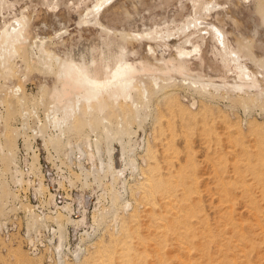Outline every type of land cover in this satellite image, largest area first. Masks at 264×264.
<instances>
[{"label": "rangeland", "instance_id": "1", "mask_svg": "<svg viewBox=\"0 0 264 264\" xmlns=\"http://www.w3.org/2000/svg\"><path fill=\"white\" fill-rule=\"evenodd\" d=\"M10 1L15 2V6H10L13 9H9L7 6L4 7L5 10L0 9V30L5 21L12 19L15 14L24 13L29 18L31 37L34 39L37 37L46 38L48 50L56 56L63 57L79 41L91 40L100 35L99 27L81 23L87 9L85 6L92 7L95 0H83L79 7L61 4L54 10L43 4L33 5L32 3L39 4L36 3L37 0ZM220 4H222V8H219V11H213L210 18L211 23L224 29L231 45L247 56L248 67L259 78L264 91V0H220ZM32 5L33 7H31ZM183 5L186 6L182 12ZM191 10V2L189 3L188 0H115L101 13L100 21L112 32L115 40L123 42L131 61L151 63L162 69L163 65L157 64L153 53L150 52V48L157 49L156 42L144 39L143 33L150 27L159 28L165 21L171 22L179 19L181 14L188 15ZM176 42L177 40L174 38L170 41V45L175 46ZM211 50V44H209L208 59L214 60ZM157 55L156 58L159 61L161 58L159 50H157ZM173 56L175 57V51L167 49L164 57L169 59ZM12 62L15 66L22 64L20 58ZM192 69H194L193 77L184 79L182 76L174 75L173 81L168 80L164 83L167 86L164 90L166 92L162 90L160 93L157 92L150 99L149 104L140 108L138 115L132 116L131 126L129 125L128 129L133 140V157L131 162L130 160L123 162V166L128 169L120 176L122 178H118V182L110 184L113 189L108 185L111 175L108 172L105 176L104 173L107 172L100 165V159L107 161L108 155H106L107 141L104 134L100 133L102 128L99 118L96 119L99 121H97L98 123L95 121L96 127L100 123L98 126L100 128L97 127L100 130H98L99 135L96 136L95 133L91 135L92 149L85 147L87 152L92 151L95 154L96 159L92 160L88 158L87 154H82L80 157V153L77 152V144L81 139L85 142L86 131L89 132V129H86V134L84 131L83 133L78 132V134L77 132L69 133V137L71 136L69 139L73 146L69 148L67 145L59 152H55L56 150L54 151L51 146L46 149L44 141L41 137L35 136L33 129L26 130L28 135H33L31 140L39 160L42 163L47 160L46 165L52 167L53 163L47 157H55L56 163L61 165V169L65 171L64 175L75 181L74 185H70L66 178L64 188L60 189L61 195L67 192H76L77 188L75 189L73 186L80 187L83 182V174H88L91 175L88 177L92 185L90 188L93 186L97 189L102 187L98 192L104 191L102 197H105L101 198L99 202L96 223L93 222L92 213L89 215L91 226L86 228V232L83 228L79 233L73 235L70 232L71 225L66 224L67 220L64 219L67 212L62 211L64 217L61 222L62 224L64 222L65 237L62 241L64 243L58 248L60 230H58L59 226L55 220L56 208L48 202V192L45 193L47 195H38V197L32 192L29 202L27 197L23 198V195L24 192L30 193L32 189L26 184L19 185L15 190L19 196L13 198L16 201L10 199V202L0 209V264H18L19 261L17 262L16 257L19 255L25 258L24 262L21 260L22 263L19 264H90L98 259L101 261L113 259V264H119L121 261L119 258L123 256L121 255L122 247L125 246H128L130 256L132 255L131 257H134L133 259L138 264H156V260L159 261V259H161V264L164 262V264H183L184 259L185 262L190 260L189 264H202V262L203 264H264V98L260 99L262 101L260 105L245 108L232 100L233 98L225 97L224 93L211 96L202 92L201 88L182 86L181 83L200 80L199 76H202L204 80H210L209 75L216 83H221V79L218 78L221 76L217 77L218 72H212V68L208 69V66L195 64ZM20 70L18 69L15 76L11 75L12 78L9 77L10 85L21 86L26 96H33L37 99L44 98L46 104H49L47 93L56 84L54 75L43 72L39 66L27 70L23 65ZM231 75L229 74L226 79L229 82L233 80ZM161 86L158 85L156 90L159 91L158 87L161 89ZM163 99L167 100V104H164ZM168 102L173 104L170 105ZM39 106L40 118L44 120L45 107ZM14 115H9L6 120L7 125H11L9 131L18 130L17 134H14V139L16 141L18 139V157L20 167L24 170L21 165L25 164L26 169L28 168L26 162L32 160L30 158L32 151L26 150L23 137H18L22 123L20 116L17 113ZM32 117L28 122L31 127H34L38 124V119L36 115ZM42 131L50 133L51 129L43 126ZM95 139L99 140L100 153L95 149ZM183 140L186 141V145H183ZM112 142H114L112 145L115 144L113 146L117 147L115 151L119 152L120 144L115 139ZM167 145L170 149L165 147ZM173 146L175 150L178 148L179 151L173 152ZM186 148L192 154L188 153ZM70 150L73 152L69 153ZM183 151L190 155L188 158L186 154L185 161H183L185 157ZM168 152L173 158L175 156V161L172 159L173 164L168 158H166L168 160H164L165 155L168 157ZM162 155L163 157H161ZM177 156L179 157L178 161ZM178 162L181 165L177 164ZM130 164H133V167H130ZM174 164L180 167L177 168ZM181 167L182 169H179ZM53 171L56 172V169ZM98 172H101L99 176L103 178V182L99 178ZM94 176H97L98 181L102 182L101 185L98 181L95 183ZM9 177L8 175V180ZM157 179L158 182L160 181L159 183L165 184L162 185L163 189L160 191L158 189L155 191L154 184ZM183 180L184 182H182ZM13 185H15L13 182L10 183L11 189ZM163 190L164 192H162ZM158 192H162V194ZM165 192L170 193L166 194ZM175 193H179L182 197L179 194L177 197ZM172 194L175 195L173 199L171 198L174 196ZM185 194H188L189 197ZM163 196H167L166 199ZM59 198L60 196L58 201ZM182 198L187 200L184 201ZM24 201H28L31 205L23 207ZM154 205L156 207L153 208ZM87 206L89 205L85 204L86 209L90 210V207ZM168 207L171 208L168 209ZM33 208L34 211H32ZM174 212H177L178 215ZM165 214L166 217H164ZM161 216L164 221H160ZM176 219L179 221L177 222ZM156 222H159L158 225L161 223L163 228L166 227V224L176 223L172 225V227L176 225V227L174 226L176 229L170 225L166 227L167 229L170 226L168 228L169 235L161 236L164 238L162 241L164 244L158 241L161 245L155 243L156 239L163 240L156 235L155 229L158 226ZM189 223L191 224L189 225ZM184 225L188 226L184 228ZM178 227L189 232L187 235H190L191 241L189 239V243H187L188 241L183 242L191 248L189 252L191 254L188 253L191 255L190 259L188 255V258L186 257V252L182 249L181 239L184 240V238L180 237L181 239H179V236H177L178 238L175 236L180 232ZM183 229L182 234L180 232L179 235L186 234ZM188 229H192V231H188ZM154 236L157 238L155 239ZM166 238L167 243L165 242ZM82 241L83 243H81ZM153 245H157V247L165 245L162 246L163 249L165 248L164 252H160L161 247L155 248L159 249L155 251L157 254L160 253L157 256L161 255L163 258L165 255L163 260L161 257L156 258ZM178 245L180 250H178Z\"/></svg>", "mask_w": 264, "mask_h": 264}, {"label": "bare ground", "instance_id": "2", "mask_svg": "<svg viewBox=\"0 0 264 264\" xmlns=\"http://www.w3.org/2000/svg\"><path fill=\"white\" fill-rule=\"evenodd\" d=\"M188 1L189 3L191 2V7H192V10L188 13V15L181 14L179 15L180 16L179 19H175L171 22L165 21L162 24V26H160L159 28L153 29L150 27L146 29V31L143 33L144 39L146 38L147 40L149 39L151 41L156 42L157 49L154 50L150 48V52L153 53L152 55L155 57L154 58L155 62H157V64L163 65L162 69L158 68L157 65H153L151 63L131 61V59L129 58V54L125 48V45L122 44L123 42H119L115 40L113 38L112 32L101 23L100 21L101 13L109 5L114 3L115 0H95L92 7L89 8L85 6L87 9H86L84 18H82L81 23H86V25L91 24L95 27H99L100 35L97 38H94L91 40L86 39L83 41H79L76 45L73 46L71 51L67 52L63 57L56 56L54 53L48 50L47 48L48 41H46V38L37 37V39H34L31 37V33L29 30V27H30L29 18L28 16L24 15V13L20 15L15 14L12 19L7 20L3 23V26L0 30V209H3V207H5L10 202V199H12L13 201H16L13 198H18L19 196L15 192V190L17 189L19 185L21 186H24V184H26V186L28 185L29 188L32 189L30 190V192L31 193L34 192L37 195V197L38 195L42 196L43 194L48 192V195H49L48 202L51 205L53 204L55 206L54 208H56L55 209L56 211L54 212L56 213L55 220L57 221L58 226H59L58 230H60V237H59L60 241L57 244L58 248L64 243V242L62 243V241L65 237L64 236L65 230H63L65 227L63 225L64 222L63 224L61 222L63 221V217H64L62 211L67 212V214H65L66 218L64 219L67 220L66 224L71 225L70 232L73 233V235H76L77 233H79V231L83 228L85 229V232H86L87 230L86 228L91 226V221H90L91 218L89 216L91 213H92L93 222L95 223L97 222L96 211L99 208L98 206H99V202L101 198L103 199L105 197V196L102 197L104 194L103 193L104 191L102 193L98 192V190L101 189L102 187L99 189L95 188L94 186L90 188V186L92 185L88 177L89 176L91 177V175L83 174L84 176H83V182L81 186L80 187L78 185L76 187L73 186V188L75 189L77 188V191L75 190L76 192H71V193L67 192L64 195H61L60 189L64 188L65 179L68 177L64 175L65 171L61 169V165L59 166L56 163L55 157H50V156L47 157L52 161L53 163L52 167H48L46 165L47 160L45 161V163L44 162L42 163L39 160V156L36 154V149H34V145L31 140V137H33V135L30 136L27 134L28 128L33 129L32 131H34L33 133H35V136H39L42 138L46 149H48L51 146L52 149H54V151L56 150L55 152L61 151L67 145H69L68 146L69 148L70 146H73L71 145L72 143L69 139L71 137V136L69 137V133L72 132L74 134L77 132L78 134V132L83 133V131L85 133L86 129H89V132L86 131L87 135L85 136V142H83V139H81L80 143L77 144V149H78L77 152L80 153V157L82 154H87L88 158L92 160L93 158H95L94 157L95 154L92 153V151L87 152L85 150V147L86 148L88 147V149H92L93 146H92L91 135L93 133H95L96 136L99 135V132H98L99 129H97V127L100 125V123L97 127L95 124L96 119L99 118L101 122L100 127L102 128V131L100 133L104 134L103 136H105V140L107 141L106 142L107 143L106 155H108L107 161L100 159L101 161L100 165H101V168H103V170L107 172V173H104L105 176H107L108 172L111 175L110 177L111 180L109 181V184H108L110 187V184L112 185V183H115L118 180V178H122L120 176H122L124 172L127 171L128 168L126 169L125 166H123V162H125L126 160L127 161L130 160L131 162V158L133 157L132 156L133 155L132 153L133 151L132 141L133 140L131 139V134L128 129V126L129 125L131 126L130 122L132 121L131 120L132 116L138 115L137 113L139 112L140 108L143 105L149 104L150 99H152V97H154L157 94V92L160 93L166 90L165 88L167 86L164 83L168 80L173 81L174 75L182 76L185 79L193 75L194 69H192V67L195 64L203 65V66L205 65V66H208V69L212 68V72L213 71L218 72L217 77L221 76V77H218L221 79L220 80L221 83L219 84L216 83L209 75L208 78H210V80H204L202 79V76H199L200 80L193 81V82H186L183 84L181 83V85L190 86L191 88L192 87H195L198 89L201 88L202 92H204L207 95H211V96H218L220 93H224L226 95L225 97L233 98L232 100H235V102L240 103L245 108H249L250 106H253V105L257 106L261 104L260 102H262L261 100L264 98L263 86L259 82L258 80L259 78L250 71L248 67L247 56L243 52L235 49V47L231 45L228 35L224 29L211 23L210 18L212 14L214 13L213 11L215 10L219 11L218 9L222 8V4H220V0H188ZM37 2L39 4H34V3L32 4L33 5L43 4L44 6H47L48 8H51L52 10H54L60 7L61 4L63 5L65 4L69 7L71 6L73 7L74 5L76 7H79L82 4L83 0H76V1L75 0L74 1L73 0L72 1L71 0H37L36 3ZM14 3L15 2H12L10 0H1L0 9L3 10L5 6H7L9 9H13V8H10V6L13 7ZM33 5L31 7H33ZM185 6L186 5L182 6V9H181L182 12L183 10H185ZM9 9H6V10H9ZM137 36L143 37L142 35H137ZM174 38L177 40L176 45L171 46L170 41L173 40ZM209 44H211V49H212L211 55L214 56V60L208 59L207 49L209 47ZM167 49L174 50L175 57L173 56L169 59H166L164 55ZM157 50H159V52L161 53V58L159 61L156 58L158 56ZM17 58H20V60L22 61L21 66L13 65L12 61L16 60ZM23 65L24 67H26L27 70L29 68L31 69V67L39 66L43 72H47L49 74L52 73L54 75L56 79V84L54 87H52L50 92L47 93V96L49 98V104H46V101L44 98L37 99L35 97L33 98V96H26L21 86H18V85L11 86L10 85L9 77L11 75L15 76L18 69L20 70V68L21 69L23 68ZM158 72H160L159 73L160 75L158 74ZM229 74H232L231 76H233L232 82H229L228 80H226L229 77L228 76ZM158 85L159 86L163 85L161 86V89H159L158 87L159 91L156 90L157 89L156 87ZM163 100H164V104L165 103L167 104V100L166 101L165 99ZM169 101L171 102L172 100H169ZM39 105H43L42 106L43 108L45 107L46 111H45L44 120L40 118V115H39L40 112H38V107H40ZM16 113L17 115L20 116L21 123H22V128L21 129L19 128L18 137H23L26 150L32 151V156L30 157L32 160L29 162H26L27 167H28L27 170L25 169L23 170L22 167H20V161L18 157L19 146L17 145L18 139L17 141L14 139V134L16 135L18 130L16 129L14 132L9 131V126L11 125H7L8 123L6 120L9 115H14V114L16 115ZM33 115L34 116L36 115L38 119L37 120L38 124L34 125V127L36 128L31 127L29 125L30 122H28L30 117H32ZM126 122L128 123V125L126 124ZM43 126L45 127L47 126L48 129L50 128L51 129L50 133L43 132L42 131ZM52 133L54 134L52 135ZM79 135L82 136L84 134H79ZM114 139L117 140V142L121 146V149L120 150L118 149L119 152L115 151V149L117 148L113 146L115 144L112 145V143L115 142V141L112 142ZM185 142L186 141H184L183 145L184 144L186 145ZM94 143L96 145L95 149L97 150L98 153H100L101 147L99 144V140L95 139ZM174 146L176 147L177 145H174ZM174 146H173V149H174ZM165 147H168V145ZM168 148L167 150L170 152L169 150L170 148L169 149ZM177 149L176 150L174 149L172 151L173 152L179 151ZM182 149H184V147ZM71 151L72 150H70L69 153H71ZM187 152L192 154L188 149H187ZM27 153L29 155V152ZM188 153L185 152V157L183 161H185V158L189 155ZM167 156L168 157H166L165 155L164 160L170 159V161L173 164V161H175V156L174 158L172 157L173 153H172V156L170 154ZM161 157H163V155ZM172 159L174 160L172 161ZM178 160H179V157L177 161ZM79 164H80V161H79ZM168 164H169V161H168ZM177 164H179V162ZM132 165L130 167H133ZM179 165L177 166L175 165V166L178 168ZM55 169H56V172L53 171ZM179 169H182V167ZM82 171H85V170H82ZM46 173H47L48 179L46 178ZM153 173L154 172L152 171V174ZM100 174L101 172H98V176ZM8 175L10 176L9 180H8ZM97 178H98L97 176H94L95 183L98 181ZM99 178H101V176H99ZM101 179H102L101 181L103 182V178ZM68 180H69L68 184L69 183L70 185L75 184V181L72 178H68ZM77 181L79 180L77 179ZM9 182L10 183L13 182L15 184L13 185V188H12L13 191L10 187ZM102 182L98 181L100 185L102 184ZM159 182L157 179L155 184L153 183L156 186L155 191H157V189L158 191H160V189H163V186L165 185ZM182 182H184V180ZM176 185L179 186V184H176ZM162 192H164V190ZM162 192L161 193L158 192V193L162 194ZM178 194L175 193L177 197H179ZM175 195L172 196L171 198L172 199L175 198ZM186 195L188 196V194H185V196ZM59 196L60 198L58 201L57 199ZM26 197L28 198L30 202L29 197L28 196ZM163 197L165 198L167 196H163ZM171 198H168V199H171ZM183 198L182 200H184ZM186 200L187 199H185L184 201ZM29 202L24 201L23 207L25 205H31ZM180 202H183V201L180 200ZM85 204L89 205L87 207H90V210L86 209ZM155 205L153 206V208L156 207ZM170 208L168 207V209ZM32 211H34V208L32 209ZM166 211L168 215V210L166 209ZM171 213L173 212L171 211ZM175 213L177 214V212H174V214ZM169 216L173 217L172 215H169ZM164 217H166V214ZM159 219L160 221H164V218L162 219V216ZM173 221L174 219L172 220V222ZM158 223L156 225H158ZM173 224L171 225L168 224V225L172 227ZM190 224L191 223H189V225ZM168 225L166 224L165 226L167 227ZM170 226L168 228H170ZM174 226L176 227V225ZM174 226L172 228H175ZM184 226H185L184 228H186L188 225H184ZM156 227L157 228L155 229V226H154V229L157 232L156 235L158 237L160 236V238H162L163 240L161 241L160 239L157 240L156 239L157 237L155 238L154 236V238L157 241V242L155 241V243L158 245L164 244V242H162L164 241L163 237H166L169 235V232H168L169 229L168 228L166 229V227L163 228L161 223ZM178 228H179V231L181 232L179 233L182 234L183 228L182 227L181 228L178 227ZM190 230L192 231V229ZM190 230L188 229V231ZM194 231L195 230L193 229V232ZM173 233L175 234L176 231L174 230ZM179 233L176 234L175 236L176 238H178L177 236H179V239L183 237L184 240L181 239L182 242L183 241L187 242L190 239L189 237L190 235L189 236L187 235L189 234V232L187 233L185 231L186 234L184 236L179 235ZM158 241L162 243L160 244ZM165 242L167 243V238ZM184 242L182 243L183 245L182 249L184 250V252H186L185 253L186 257L188 258L189 256V259H190L191 255H188V253L191 251V248L188 247V245L185 244ZM81 243H83V241ZM187 243H189V241ZM153 246H154V249L157 247V245H153ZM162 246H160L161 248L157 247V248H160V252L161 251L164 252L165 250V248L163 249ZM122 249H123L122 251L123 253H121V255L123 256L119 258L121 260V261L119 260L120 261L119 264H138V262H136V260L133 259L134 257L132 258L131 257L132 255L130 256L129 254L130 249L128 248V246H125L124 248L122 247ZM131 250L133 249L131 248ZM158 250L155 249L153 252L158 251ZM178 250H180V246ZM155 254H156V258L161 257V255L157 256L160 254L159 252L158 254L155 252ZM24 259L25 258L22 255H19L16 257V260L17 262L19 261V263L24 262L23 261ZM21 260L22 262H20ZM137 260L139 261L140 259H137ZM160 260L161 259H159V261ZM184 260L182 262L183 264H189L190 260L187 261L186 259L187 262H185ZM111 261L109 260L101 261L100 259H98V260L92 261L90 264H113V261L112 262ZM159 261L156 260L157 263L161 264V261L160 262Z\"/></svg>", "mask_w": 264, "mask_h": 264}, {"label": "built area", "instance_id": "3", "mask_svg": "<svg viewBox=\"0 0 264 264\" xmlns=\"http://www.w3.org/2000/svg\"><path fill=\"white\" fill-rule=\"evenodd\" d=\"M20 160H21V164H22V158H21ZM21 166H23V168H24L25 170H27V169H28V168L26 169V167H25L26 165H25V164H24V165H21ZM31 195H32V193H31V192H30V193H28V192H27V193H25V192H24L23 198H24V197H26V196H28V197H29V199H30V201H31Z\"/></svg>", "mask_w": 264, "mask_h": 264}]
</instances>
